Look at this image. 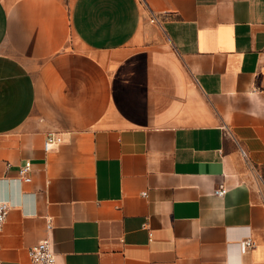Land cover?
<instances>
[{"label": "crops", "instance_id": "obj_1", "mask_svg": "<svg viewBox=\"0 0 264 264\" xmlns=\"http://www.w3.org/2000/svg\"><path fill=\"white\" fill-rule=\"evenodd\" d=\"M0 200V264H264V0H0Z\"/></svg>", "mask_w": 264, "mask_h": 264}, {"label": "built area", "instance_id": "obj_2", "mask_svg": "<svg viewBox=\"0 0 264 264\" xmlns=\"http://www.w3.org/2000/svg\"><path fill=\"white\" fill-rule=\"evenodd\" d=\"M59 141V137L55 136L53 133L49 134L44 142V149L46 151L51 150L52 145L54 143H58ZM30 171L31 163L27 161L22 166H20L18 175L23 181L29 182L31 180V177L29 175ZM226 191L227 188L223 185H220L215 188L214 193L216 195L222 196ZM8 209L9 204L4 200H0V231L3 229ZM142 226L147 227V222H144ZM52 227V222L50 221V219H48L46 223L47 230H51ZM149 236L151 238V231L149 232ZM253 246L254 241L250 236H246L241 241V248L244 252L249 251L251 248H253ZM27 254L31 264H58L55 252L52 248L51 240L48 236L40 239L38 242L30 246L27 250Z\"/></svg>", "mask_w": 264, "mask_h": 264}]
</instances>
